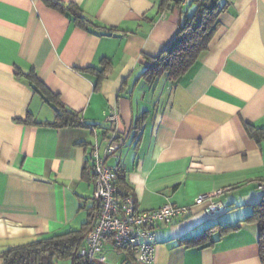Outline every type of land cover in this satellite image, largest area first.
Masks as SVG:
<instances>
[{"label": "crops", "instance_id": "0c3cea01", "mask_svg": "<svg viewBox=\"0 0 264 264\" xmlns=\"http://www.w3.org/2000/svg\"><path fill=\"white\" fill-rule=\"evenodd\" d=\"M56 1L76 5L97 28L76 26L42 0H0V253L80 229L94 193L82 168L94 142L103 154L102 138L115 130L126 142L106 164L121 167L139 211L192 206L189 216L157 226L152 264H260L257 225L239 223L263 195L264 144L247 127L264 129V0H231L196 63L174 82L153 84L143 74L171 45L188 7ZM103 60L110 70L96 90ZM30 73L95 129L26 122L54 119ZM113 107L116 125L104 121ZM216 192L218 214L193 206L197 196ZM215 224L239 228L221 238L216 228L209 247L180 242ZM107 257L108 264L124 259Z\"/></svg>", "mask_w": 264, "mask_h": 264}, {"label": "trees", "instance_id": "16d2710c", "mask_svg": "<svg viewBox=\"0 0 264 264\" xmlns=\"http://www.w3.org/2000/svg\"><path fill=\"white\" fill-rule=\"evenodd\" d=\"M44 4L71 17L74 24L85 30L95 27L87 20L76 5L64 4L56 0H42ZM171 2L173 7H188L189 10L182 13V20L178 25L176 37L171 45L158 57L151 59L143 76L153 84L160 78L174 82L182 77L198 60V58L208 50L219 25V15L225 11L231 0H193L185 6H181L177 0H161L160 7L167 6ZM99 28V27H98ZM108 63L103 60L102 68L95 71L97 81L95 88L99 89L101 82L106 78ZM33 89L40 95L44 103L54 110L52 122L38 123L28 118L26 122L36 125H43L51 128H79L87 127L94 130L96 126L85 124L78 113L67 110L59 98L51 94L33 73L26 76ZM249 136L257 142L264 144V129L247 127ZM105 133L104 135H106ZM90 154V153H89ZM88 164L82 168V178L92 180L95 185V176L88 156ZM118 167L114 186L116 188V199L122 202L126 197L132 196L128 192L125 184H122L121 167ZM94 194V193H93ZM92 205L87 208L86 220L81 224L79 230H72L61 234L42 236L39 239L31 240L24 244L10 247L0 253L1 264H76L78 251L84 244V239L90 231L99 208L98 201L92 197ZM136 207V204H135ZM137 209V207H136ZM138 210V209H137ZM256 224L258 227L257 245L259 250L260 264H264V192L258 204L252 207L251 213L239 224ZM158 226V225H157ZM157 228V227H156ZM155 228V230H156ZM219 228V237L226 235L229 231H234L239 227L222 226L215 224L207 228L202 234L190 238L182 239L181 243L187 246L209 247L214 241L212 235L214 230ZM106 252H113L116 255H123L121 264H134L132 256L124 250H117L110 244ZM109 262V260H108ZM136 264V263H135Z\"/></svg>", "mask_w": 264, "mask_h": 264}, {"label": "built area", "instance_id": "2783aa9c", "mask_svg": "<svg viewBox=\"0 0 264 264\" xmlns=\"http://www.w3.org/2000/svg\"><path fill=\"white\" fill-rule=\"evenodd\" d=\"M177 1L185 6L193 0ZM104 121L116 125V108L107 110ZM102 140L105 143L103 154L99 153L97 141L89 154L95 176L93 195L99 208L84 244L78 251L76 264H108L106 249L109 244L117 250L127 251L136 264H152L159 244L155 230L157 225L189 216L192 206L165 204L156 210L139 211L132 196L119 202L115 197L114 186L118 167L108 166L106 158L116 155L125 145L126 139L111 130ZM258 188L264 192V183H260ZM219 194L220 192L199 195L194 199L193 206L202 205L208 216H214L223 209L222 204L214 202V197Z\"/></svg>", "mask_w": 264, "mask_h": 264}, {"label": "rangeland", "instance_id": "374dc122", "mask_svg": "<svg viewBox=\"0 0 264 264\" xmlns=\"http://www.w3.org/2000/svg\"><path fill=\"white\" fill-rule=\"evenodd\" d=\"M64 264H68V263H64Z\"/></svg>", "mask_w": 264, "mask_h": 264}]
</instances>
